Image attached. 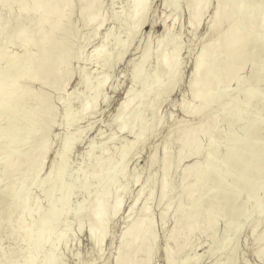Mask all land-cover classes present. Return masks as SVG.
<instances>
[{"label": "bare ground", "instance_id": "obj_1", "mask_svg": "<svg viewBox=\"0 0 264 264\" xmlns=\"http://www.w3.org/2000/svg\"><path fill=\"white\" fill-rule=\"evenodd\" d=\"M117 1L105 8L103 0H0V232L9 229L7 240L14 243L6 251L0 244V264H67L58 248L82 232L95 258L85 259L77 248L70 253L73 264H153L158 254L163 264H195L199 247L207 250L214 239L216 223L227 230L228 217L251 213V197L236 211L244 191L264 199V181L255 184L262 171L264 178V156L255 146L264 135V98L251 107L264 81V0H163L161 32L154 39L148 32L138 57L127 61L130 87L109 128L77 149L99 106L108 103L104 91L113 68L142 28L151 31L156 24L153 0H126L115 12ZM110 21L115 26L102 34ZM185 28L188 43L182 42ZM91 40L96 42L85 53ZM11 46L18 52H9ZM74 74L77 87L67 92ZM183 83L188 99L176 107L189 121L161 115ZM76 98L81 101L73 112ZM250 108L253 119L245 117ZM81 121L86 127L72 129L51 151L57 136L48 130ZM224 125L218 143L214 136ZM160 134L159 145L152 144ZM71 148L78 150L77 164L69 171ZM145 148L150 154L135 171L132 163ZM49 154L56 157L54 166L40 179ZM34 189L46 202L37 216L40 199L26 200ZM76 195L81 199L72 210L70 234L64 232L62 206ZM253 215L245 237L252 241L250 253L264 264V202ZM120 220L114 242L112 229ZM242 230L235 228L210 264L238 263Z\"/></svg>", "mask_w": 264, "mask_h": 264}, {"label": "rangeland", "instance_id": "obj_2", "mask_svg": "<svg viewBox=\"0 0 264 264\" xmlns=\"http://www.w3.org/2000/svg\"><path fill=\"white\" fill-rule=\"evenodd\" d=\"M126 2H127L126 0H118L117 3H116V5L114 6V11L115 12L116 11L119 12L121 10V8L125 7ZM162 2H163V0H153V2L151 4V10H150L151 11V14H152L151 17H153V19H154V21L156 23V24H154L153 28H151L152 30L150 31L147 26L146 27L144 26L142 28V30L139 33V36H138V38L136 40L137 43H134L132 45V47L130 48V50L126 53L124 59H122L123 61L121 60L120 61L121 63H118V65H116L115 68H113L112 73H110L111 74V78H110L111 81L109 82L110 84H108V86H106L105 91H104L105 97L108 98V103L107 104H101L99 106V108L97 110V112H98L97 114L98 115H96L95 118L91 120L92 121V122H90L91 124L89 123V126H91V129L89 131H87V134H85V135L83 134L82 135V137L84 138L83 139V143L80 146V148H77L78 150H80V151L81 150H84L86 144L90 140L91 141L93 139L95 140L97 138V134L99 132L100 133L106 132L107 129L109 128L110 120L115 115V109H116L117 105L120 103V101L122 100L121 98L123 97V94H124L125 89H127L128 87H130V83H129L128 79H127V75H128V69H127L128 68L127 67L128 63H127V61L128 60L130 61V59H136L138 57L139 52L141 51V47H142V44L141 43H143V39L145 37H147L150 32H151L150 35H151L152 39H154V37H156L157 35H159L160 32H161V26L159 24V19L164 14V9L162 7ZM108 4H109V0H103V6L105 8L108 6ZM207 15L209 16V14H207ZM183 16L181 17L182 19L184 18ZM208 16H206V17H208ZM114 26L115 25H114V23L112 21L106 23L105 26L103 27L101 33L103 34L104 31H107L108 29H112ZM175 29L177 30V28H175ZM202 31L200 32V34L202 33ZM184 32L185 33L183 34L182 42L183 43H188L191 40L190 37L188 36L189 33H190L189 32V29L188 28H185L184 29ZM198 35H199V33H198ZM95 42L96 41H92V40L89 41V43L86 45L87 47H85L87 51L85 50L84 52L85 53L88 52L90 50V48L92 47V44H94ZM9 52H12V53L18 52L17 47L16 46H11L9 48ZM184 57H185V55H184ZM92 65L93 64H91V63L90 64L89 63L86 64L87 69L89 71L91 70V72L92 71L95 72L96 71L95 70L96 69L95 68L96 65H93V66ZM189 70H190V60H189V63H187L186 68H185L184 81L186 79L187 74L189 73ZM245 73L247 75L250 74V70L247 69L245 71ZM262 79L264 80V75H263V78ZM76 81H77L76 74H74L72 76V78L70 79V81L68 80V84L65 83V85L67 84V86L65 87V85H64V87H65L64 90L66 89L65 91L69 92V91L73 90V88L75 89L77 87V82ZM262 83L257 87V93H259V94L256 95V97L257 96L258 97L257 98L254 97L255 98L254 99V102L252 101L251 107H253V109H254V107L257 108L258 105L261 104V100L264 98V90H263V88H264L263 86L264 85ZM115 84H118L119 85L120 88L118 90L111 89L112 88V85L115 86ZM184 84L185 83H183L182 87L178 88L177 90L175 89V91L170 94L169 103H167L166 105L162 106L161 109H160L161 112H159V113L161 115H170L172 118L177 119V120H182L183 119V121L184 120L185 121H189L187 115L182 116L180 114V112L178 111L177 107H176V104H177V102L179 100L188 99V89H187V87ZM261 85H262V87H260ZM258 89H260V92H262V93H260L258 91ZM261 90H263V91H261ZM78 99L79 98H76L75 101L73 100V102L71 103V109H72L73 112H76V110L78 108L77 106H78V104L81 101L80 100L81 98L79 100ZM263 101H264V99L262 100V103H263ZM56 109H57V111H60L61 106L59 104H57L56 105ZM250 110H251V108H250ZM252 111H254V110H251V112L248 111V113H250V114H247L248 117L245 115V117L248 118V119L249 118L250 119H253ZM55 114H58V112L55 113ZM251 115H252V117H249ZM51 117H53V120L55 119L54 118V115L51 116ZM51 120H52V118H50V123H52ZM86 125H87L86 124V121H81L79 123H74V126L75 127L72 126V124H71V128L68 125L67 128H66V126H64V128L61 127L62 129L61 128H58V129L57 128L56 129L54 128V129L48 130L50 128L48 126V128H46L45 131L48 130V132H51L53 134V137H54L55 134L57 136V137H54V139L55 138L56 139L55 140L53 139L54 141H52L53 143H51V145H50V149H51V146H52L51 151H53L54 149H57L58 148L59 141H60V139L65 134H67V133H74V132H72V129H73V131L77 132L76 130L78 128H82L84 126L86 127ZM68 127H69V129H68ZM74 128L76 130H74ZM53 130H54V132H53ZM78 130L80 131V129H78ZM226 131H227V125L222 126V128L220 129L219 134L216 135V136H214V138L216 139V140L215 139L214 140L217 141V142L218 141H221L222 142V140H221L222 139V136L225 134ZM157 139H156V141L154 140L152 142V144L154 143V144H158L159 145V143L161 142V139H162V134H160V136ZM217 139H220V140H217ZM255 143H256L255 146L257 144H259L256 147L259 146V148H257V149L261 153V155L263 154L262 156H264V135H262V137H259L258 139H256ZM150 149L151 148H147L146 150L143 149L144 151L143 150L141 151L140 156H138V159H136V161L132 163L133 169L135 171H140V169L143 168V166L145 164V160L148 157V155L150 154V151H151ZM77 151L74 148H71L69 150V152H70L69 155L70 156H69L68 161H67V164H66V166H67L66 169L69 170V171H71V169H74L75 166H76V164H77L76 161L74 160V155H75L74 153H76ZM51 154H49L47 156V159H46V161L44 163L43 169L41 170L42 172L40 173V177L38 176V178H40V179H43V177H46L47 174L52 170V168L54 166L53 163H55L56 157L55 156L53 157L52 156L53 154L52 155ZM243 157H245V160L243 158L244 161H247L248 160V158H247L248 156L246 157L245 154H244ZM181 164H184V163H181ZM263 170H264V167H263ZM261 174L263 175V171L260 173V175ZM260 175L258 176V179L256 178V180H255L256 183L254 182L255 184H258V183L261 184V183H263L264 178H263L262 175L261 176ZM29 180H30V178L27 179V181H29ZM139 186H140V184L137 185V186H135L132 189V191H131L132 195H134L136 193V191H139L140 190V187ZM225 190L228 191V188H226ZM226 191H224L225 194H226ZM247 191L249 192V189ZM244 192L245 193H243L241 195V197L239 198V200H238V202H239L238 203V206L240 207L241 210L237 208L236 211H238V210L240 212L243 211V208H244L243 206H245V203L246 204L248 203V199L251 197L249 199V200H251L249 202L250 205H251V209H252L251 213L249 215L248 214L247 215L244 214V216H243V213L242 214L241 213L239 214V212H238L236 215L233 214L230 217H228L227 222H229V227H228L229 229L227 228V230L223 227L224 224L221 221L218 222V223H216L215 226L213 227V230H212L214 239L211 241V244L207 245L209 247L206 246L208 249L205 250L206 249L205 246H201V247H199V249L194 254V255L197 256V258H196V256L193 255L195 261L197 259V262H196L197 264H210L211 261H212V259L214 258V256L220 251V248H221L222 243L225 240L229 239L230 236L233 235V233H234L233 231L239 225L243 227V230H242V232H241V234L239 236V239H238V247H239V252H238V255L239 256H238V258H239V260H237L238 261L237 264H240V262L243 261V260H244L243 262H246L247 264H260L259 260H257L256 257L254 258V256L250 253V249L252 247V241L250 239H248V241H246V237L245 236L247 235L248 229H250V227L252 225V223H250V222L252 220L251 218H253V216H254L253 215L254 212L257 211L262 206V204L264 202L262 200H264V199L262 198L261 194L254 196L255 197L254 198L251 195L252 193L249 196V193H247L246 191H244ZM257 194H258V192H257ZM226 196H227V199H228V195L227 194H226ZM36 197H37V199L38 198L40 199L39 200L40 202H39V206L37 208V211H36L35 216L38 215V213L40 212V210H44L45 207H46V202L41 198V192L38 189L37 190L34 189V190L30 191L28 193V195L26 196V200L27 201H31L32 199H34ZM0 198H2V197L0 196ZM53 199H56V198H53ZM79 199H81L80 196L79 195H76V196L72 197L69 201H67V203L65 205L62 206V209H63V217L66 220V228H65L64 232H68V233L70 232V234H71V233H73V231H75L74 230L75 229V223L71 220V215H72L73 207L76 205V203L79 201ZM223 201H225V199ZM227 201L228 200H226V203H227ZM128 202H129V200H127V203ZM221 204L224 205L223 203H221ZM127 205H124L123 206V209H122L123 211L122 212L126 211V209H127L126 206ZM222 207H224V206H222ZM156 211L157 210H155V212H154L155 215L157 214ZM117 224H119V225H117ZM121 226H122V224H121V220H120V221H118L116 223V226H114L113 229H112V234H113L112 236L114 237V242H115L116 237L119 235V232L121 230L120 229ZM167 226H169V224H167ZM156 227L158 229L160 228V226H159V224H158L157 221H156ZM9 235H10V232H9V229H7V228L3 229L0 232V244H1V246H2V248H3L4 251L13 248L12 246H13L14 243L11 242V241H9V240H7ZM75 238L76 239L73 242H72V240H69V243L67 244V247L64 248V246H66V245L63 246L62 244H60V246L58 248L59 253L62 252V254H63V258H64L63 260H64V262H66L67 264H73L74 261H73L72 256H71L70 253H72L77 248H78L77 250H79V251L81 249V253L84 254V258L85 259L86 258L87 259L95 258L94 257L95 256V251L92 249V246H91L90 242L88 241L85 232H82L80 235L77 234V237L75 236ZM159 238H160V236H159ZM243 239H245V240L242 241ZM160 240H161V238H160ZM109 241L110 240H108V242ZM108 242L106 241L105 244L103 245V247H104V253L106 252L105 253L106 256L109 255V252L107 253V251H109L108 250L109 249ZM158 242H159V240H158ZM239 243H241V244H239ZM114 246L115 245H113V249H114ZM91 249L93 251H91ZM112 254L113 253L111 252V255ZM158 255L159 256L156 258V261L158 263H155L156 262L155 261L153 264H163L162 263L163 258L161 257L160 254H158ZM159 260H161V261H159ZM16 262L18 263L19 262V259ZM100 262H99V264H101ZM110 262H111V259H109V263ZM243 262H241V263H243Z\"/></svg>", "mask_w": 264, "mask_h": 264}]
</instances>
